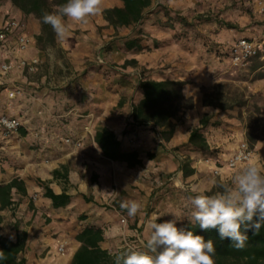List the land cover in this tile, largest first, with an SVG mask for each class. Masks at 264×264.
<instances>
[{"label": "crops", "instance_id": "crops-1", "mask_svg": "<svg viewBox=\"0 0 264 264\" xmlns=\"http://www.w3.org/2000/svg\"><path fill=\"white\" fill-rule=\"evenodd\" d=\"M196 1L203 0L160 3L185 15L199 9ZM114 6L121 7L122 2L103 0L104 10ZM104 10L87 23L74 24L67 39L59 40L56 36L53 45L42 49L36 39L41 32L39 20L23 14L10 0H0V26L9 17L18 18L25 25L24 32L32 38L29 50L23 54L16 52L11 59L37 56L38 70L45 63L49 65L42 86L25 73L12 74L27 90L26 96L9 100L0 89V114L19 117L27 131L25 136L20 131L7 137L0 133V183L18 177L24 180L27 190L24 196L14 192L13 207L0 211V233L13 239L19 232L27 233L25 250L19 255L26 264H71L80 246L75 237L87 226L103 229L100 246L109 253L127 244L140 246L149 234L148 224L153 215L166 213L158 223L175 219L167 212L182 209L186 215V201H181V197L190 194L191 188L211 194L210 189L216 190L214 179L227 181L242 166L230 169L216 165L225 164L239 142L246 139L244 123L226 111L203 104L201 87L211 83L209 76L182 65L181 61L188 55L194 58V54L182 49L175 60L161 55L164 48L183 46L174 41L150 50L130 47L129 42L139 36L137 30L132 26H110ZM154 21L155 16L149 14L139 27L143 32L142 45L153 47L154 40L164 42L161 45L172 40ZM258 32L251 27L240 36ZM131 60L137 63L122 66ZM171 61L173 66L167 64ZM65 65L70 66L69 73L65 72ZM54 67L62 74L54 72ZM140 75L146 79L188 82L183 92L193 97L194 107L173 119L176 131L168 141H163L150 125L132 121L131 104L141 97L137 88ZM205 114L211 115L204 134L209 150L215 151L212 154L189 145L192 129L199 126ZM86 126L90 133L85 131ZM103 127L116 134L124 151H138L142 163L129 167L125 162L106 158L94 140L96 130ZM65 136L82 138L81 146L65 144ZM184 161L194 169L186 177L181 170ZM251 162L264 165V140L254 145ZM45 186L56 194L65 192L70 202L53 207L52 200L43 195ZM112 191L118 194L113 197ZM124 199L142 202L144 214L129 217L119 206ZM121 218L126 222L122 223ZM185 219L177 220V225ZM59 242L66 245L64 255L57 251Z\"/></svg>", "mask_w": 264, "mask_h": 264}, {"label": "trees", "instance_id": "trees-1", "mask_svg": "<svg viewBox=\"0 0 264 264\" xmlns=\"http://www.w3.org/2000/svg\"><path fill=\"white\" fill-rule=\"evenodd\" d=\"M25 15H34L41 25V32L37 35V45L40 48H45L48 45H53L56 40V34L52 28L42 23V15L44 12H51L56 6L64 4L67 0H10ZM121 7H110L104 10V18L109 25L115 29L119 27H133L137 30L139 36L129 42L130 47L137 49H152L160 46L169 45L173 41L183 45H200L204 47L205 41L195 34V26L191 24L187 17L177 11L164 6L162 3L155 0H120ZM155 16L154 25L163 28L171 35L168 43L157 42L154 40L153 47L142 45L141 39L142 29L139 28L147 15ZM149 35V34H147ZM190 43V44H189ZM228 42H221L214 50L218 55V59H223V56L228 54ZM136 60L126 61L122 66L126 67L129 64H136ZM188 82L182 80H156L146 79L140 75L137 88L140 92V99L133 100L131 104V118L134 124L150 125L163 141H168L176 131V124L173 119L179 118V114L187 109L194 107L193 97L184 95V87ZM223 93L216 94L203 93V104L219 108L221 110H230L232 105L223 101ZM211 115L205 114L201 119L199 126L192 129L189 137V145L194 150L204 153H214L209 150L207 138L204 134L205 128L210 124ZM17 131L25 136L26 129L21 125ZM0 133L4 136L12 135L5 134L4 129L0 126ZM96 144L101 149L103 155L113 161H121L127 163L129 167H135L142 163L139 152L136 150L124 151L121 147V141L116 134L103 127L96 130L94 135ZM261 140L259 136L248 135V142L252 148ZM152 157V154H147ZM183 176L193 174L194 169L191 168L190 162L184 161L181 164ZM14 192L20 195H26V184L23 179L15 177L7 183H0V211L8 210L13 207ZM43 195L52 200L53 207L58 208L66 206L70 202V196L65 192L56 194L51 188L45 186ZM178 227H183L193 231L197 235L204 236L205 240L212 239L215 244L216 253L214 256L215 264H264V226L260 232L253 235L249 232V239L243 249H236L231 246V241L228 239L221 240L218 231L213 229L203 231L198 225L193 226L188 219L183 220ZM76 240L80 243L79 248L75 252L71 264H114V258L107 250L101 248L100 243L103 241V229L94 226H87L76 235ZM27 241V233L22 231L17 233L15 239L3 236L0 233V250L5 252L7 259L0 261V264H26L24 258H19L25 250Z\"/></svg>", "mask_w": 264, "mask_h": 264}, {"label": "clouds", "instance_id": "clouds-1", "mask_svg": "<svg viewBox=\"0 0 264 264\" xmlns=\"http://www.w3.org/2000/svg\"><path fill=\"white\" fill-rule=\"evenodd\" d=\"M103 10V0H67L53 11L44 12L42 23L49 25L59 40H65L74 24L87 23ZM212 184L216 190L210 189L211 194L193 187L190 194L181 197V201H186V215L182 209L167 212L175 219L160 223L157 220L166 213L153 215L149 234L140 246L127 244L109 253L114 264H215L214 241L177 226V220L185 217L203 231L217 230L221 240L228 239L231 246L243 249L248 233L256 235L264 226V165L249 162L236 168L227 181L214 179ZM110 193L113 197L118 194ZM119 206L129 217L144 214L139 200L124 199ZM6 259L0 250V261Z\"/></svg>", "mask_w": 264, "mask_h": 264}, {"label": "rangeland", "instance_id": "rangeland-1", "mask_svg": "<svg viewBox=\"0 0 264 264\" xmlns=\"http://www.w3.org/2000/svg\"><path fill=\"white\" fill-rule=\"evenodd\" d=\"M155 1L160 3V0ZM196 2L199 9H189L193 12L184 16L196 27L194 31L196 36L204 35L202 38L205 41L204 47L200 46L201 44L179 45L164 48L161 55L175 60L177 59L176 54L182 49L193 53L194 58L188 55L181 61L182 65H188L189 68H194V71L199 70L209 76L211 83L201 87L202 96L203 93L209 95L223 93L222 100L232 105V109L226 110L227 114L244 123L246 140H248L249 134L259 136L261 140H264V61L254 58L245 67H233L230 55L226 54L223 59L219 60L214 50L221 42L230 43L241 33L248 32L251 27L261 31L264 26V13L259 12V7L260 3L264 4V0H203ZM153 58L157 57L153 55ZM167 64L173 66L172 61ZM48 67L49 65L45 63L35 75L25 74L30 79L37 80L42 86L43 77L46 75ZM65 68V72L69 73L70 66L65 65ZM56 70L54 67V72L62 74V71ZM141 73L144 72L141 71ZM38 120L41 119L38 118ZM2 159L3 157H0V161Z\"/></svg>", "mask_w": 264, "mask_h": 264}, {"label": "built area", "instance_id": "built-area-1", "mask_svg": "<svg viewBox=\"0 0 264 264\" xmlns=\"http://www.w3.org/2000/svg\"><path fill=\"white\" fill-rule=\"evenodd\" d=\"M259 12L264 13V4L260 3ZM24 23L15 17H9L0 26V89L6 94L7 99L12 100L17 97L27 95V90L19 84L13 77L14 72L34 74L40 65L37 56L24 57L19 56L11 59L14 53H25L32 45V38L24 32ZM228 55L231 57L233 67H245L251 60L258 58L264 61V26L259 34L253 36H239L228 44ZM22 125L19 117L0 114V126L4 133L9 135L16 132ZM85 131L90 133L89 126ZM63 142L74 147H80L82 138L75 136H65ZM239 157V159H237ZM253 148L245 139L239 142L236 149L225 160V164H218V167L226 166L233 169L237 166L247 164L252 161ZM235 164V167H234ZM217 172V171H215ZM125 223V218H121ZM57 251L60 255L66 252V245L59 242Z\"/></svg>", "mask_w": 264, "mask_h": 264}]
</instances>
